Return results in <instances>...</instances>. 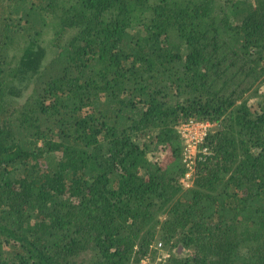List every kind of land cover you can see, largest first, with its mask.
Segmentation results:
<instances>
[{
	"label": "trees",
	"instance_id": "16d2710c",
	"mask_svg": "<svg viewBox=\"0 0 264 264\" xmlns=\"http://www.w3.org/2000/svg\"><path fill=\"white\" fill-rule=\"evenodd\" d=\"M262 85L264 0H0V264H264Z\"/></svg>",
	"mask_w": 264,
	"mask_h": 264
},
{
	"label": "built area",
	"instance_id": "2783aa9c",
	"mask_svg": "<svg viewBox=\"0 0 264 264\" xmlns=\"http://www.w3.org/2000/svg\"><path fill=\"white\" fill-rule=\"evenodd\" d=\"M211 127L212 124L209 122L189 120L181 124L177 129L184 142L183 162L187 168V172L184 176L185 183L188 182V179H190L194 171L195 155L197 153L198 146L204 141L205 137L210 132ZM158 247H160V244Z\"/></svg>",
	"mask_w": 264,
	"mask_h": 264
},
{
	"label": "rangeland",
	"instance_id": "374dc122",
	"mask_svg": "<svg viewBox=\"0 0 264 264\" xmlns=\"http://www.w3.org/2000/svg\"><path fill=\"white\" fill-rule=\"evenodd\" d=\"M220 3H221V5L224 3V1L225 0H218ZM21 89V88H20ZM260 92L261 93H263V97H264V85H262L261 87H260ZM251 103V102H250ZM254 103H256V105L258 106V101H256V102H254ZM252 104V103H251ZM252 105H254L255 107H256V105L255 104H252ZM217 129V126L216 125H214V124H212V127H211V129H210V131H214V130H216ZM184 252V250L183 249H179V251L177 252L178 253V255H181L182 253ZM159 261H161V259H159ZM159 261H157L156 260V262H154V264H159L160 262ZM150 264V262L148 261H144V262H142V264Z\"/></svg>",
	"mask_w": 264,
	"mask_h": 264
}]
</instances>
